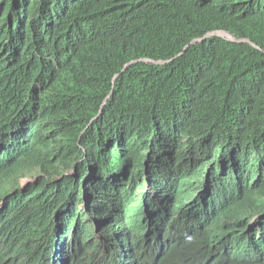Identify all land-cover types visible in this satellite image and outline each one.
I'll use <instances>...</instances> for the list:
<instances>
[{"label": "trees", "instance_id": "16d2710c", "mask_svg": "<svg viewBox=\"0 0 264 264\" xmlns=\"http://www.w3.org/2000/svg\"><path fill=\"white\" fill-rule=\"evenodd\" d=\"M214 31L238 42L211 37L170 64L137 62L112 81L130 62L169 61ZM83 131L86 154L68 158H84L86 177L96 159L102 172L121 173L131 158L133 181L158 159L185 163L190 143L199 148L192 182L208 164H218L208 182L232 163L239 167L235 209L221 221L227 231L215 232L218 248L177 235L169 252L150 257L168 244L148 247L140 233L153 231L149 215L156 210L145 207L134 217L130 204L124 210L120 202L110 221L125 229L132 264H247L252 240L264 231V0H0V195L19 189L31 168L40 167L36 142L43 134L41 158L50 156L58 168L67 156L58 158L53 140L74 147ZM45 166L53 189L59 170ZM64 183L60 197L43 180L10 196L0 211V264L17 261L18 249L32 238L34 264H51L61 242L52 223L73 224L74 205L65 197L82 184ZM248 227L251 237L241 240ZM249 264H264V256Z\"/></svg>", "mask_w": 264, "mask_h": 264}, {"label": "clouds", "instance_id": "9594fccd", "mask_svg": "<svg viewBox=\"0 0 264 264\" xmlns=\"http://www.w3.org/2000/svg\"><path fill=\"white\" fill-rule=\"evenodd\" d=\"M212 37H217V36H212ZM179 55H177L176 57H174L169 61L141 60L130 63L135 64L137 62H145L153 65H166L172 63L173 61H175L176 59L182 56ZM130 63L126 64L123 70L121 71V73L114 76L112 81H116V79L122 73H124V71L128 67L133 65L131 64L130 66H128ZM114 87L115 84H113V88ZM111 94L112 92L110 93V95ZM108 99L109 96L103 102L104 105L101 106V109L97 114V116L94 117L89 122L87 128H89V126L99 118L100 114L102 113V109L105 106ZM86 129H84V131ZM84 131L78 135V139L76 140L74 147L72 144L67 146L66 145L62 146L53 140V143L51 145H55L60 150V153H58L59 155L58 158H60L62 155L67 156L66 160L61 159V163L58 168L55 167L56 166L55 162L50 156H45V158H41L44 150L43 146L45 145L44 140L46 139L45 137L47 136V134H43L40 138V141L36 142L37 143L36 159L39 161L40 167L31 168V171L26 174L27 177L25 181L26 183H28V186L22 187L19 182V189H11L9 191L10 196H14L18 192H25L27 188L37 185L42 180L46 185L48 174L46 172L47 168L45 165H47L48 167L49 165H52L51 168L52 173H54L58 169L59 170L58 175L62 177V181H60L61 187H55L52 189L48 185H46L47 186L46 189L48 190L51 196L60 197L62 196V193L65 192V188L67 187V183H64L65 178H72L68 176H63L61 170L73 169L75 167V164L81 161L82 169H80L77 178H72V179H74L75 182L80 181L82 182V184L79 188L73 186L74 193L72 194L68 193L65 197V200L68 201L70 205H74L76 204L77 201H79L82 207H86L83 212L87 217V219L92 220L96 223L108 222L109 230L104 237H102L101 235H97L94 232L89 236L80 235V237L77 240H75L74 239V237H76L75 225L77 223L79 226H81V222H82L81 219L79 220L70 219V221H73V224L69 225L67 228L65 227V225L62 224V220L59 223L56 222L52 223V226L55 225L57 227V233H58L57 237L59 241H61L59 243H64L63 240H65V238L67 237H69L72 240H70V242L66 244L67 252L64 254H59L57 259L56 258L51 259L50 262L51 264H132V262H130L129 260L131 255L126 244V234L124 231L125 229L122 226L113 225V221L110 220H112V218H114V216L118 214V210H117L118 205L120 204V202H124L127 200L129 194L131 193V190L133 189V187H131L130 189L128 188V186H133L134 180L136 179V178L133 179V181L131 180V177L134 172L133 170L136 168V165L132 163L133 161L130 158L129 166H125L121 164L120 166L121 173L102 172L98 167V160L96 159V162L93 165V169H91L90 173L88 174L92 178L91 179L92 183H90L89 180L87 183H84L86 182V178L88 179V176L86 177L87 171H84L86 169H83L85 167L84 158H81L79 156L72 159L68 158V156L74 151H78L86 154L87 148L83 147L80 142L81 136L84 134ZM191 146L193 147L195 145H191ZM101 150L102 149L97 148L96 151L98 153L96 157L101 154L99 153L101 152ZM105 150L108 151V149H104V151ZM43 159H45V162L42 161ZM118 159L119 157L117 158L115 157V160ZM220 159H222V156ZM195 161H196L195 152H191V156L187 159V161L181 164L172 161L158 159L152 164H147L148 167H146V170L142 174V177H140V179L142 180V184L138 189L139 197H136L135 203L137 205L141 204L140 206H144V205L153 206V208L156 210L157 213L155 217L158 219V223L154 224L153 231L149 227L148 229L141 231L140 233L146 239H149V243L147 244L148 247L153 245L154 248L156 244H158L160 241L164 239L168 243L164 249L158 252H156L154 249L150 257L157 255L159 252L167 253L170 250L169 243L171 237L173 238V236L161 237L162 236L160 235L161 230L166 228L178 229L180 223L185 224V226L188 228L185 230L186 233L180 234L181 231H179L180 235H178V237L181 240L183 239L186 243L199 244L204 239L205 235L212 236L213 238H218V234H215V232H213L214 230L209 228V225L210 224L215 225L216 222H218L219 224L222 220L230 218L234 212L236 205V193L238 191V179L240 174L239 167L232 163L231 168L229 169L228 172H225L224 169L222 168L220 170L219 178L217 177L216 179L213 180L211 179L208 182L207 180L210 178V175L212 174L211 173L212 170H217V174H218V164H208L205 165L206 167L203 168L202 173L196 174V175H201V178L196 180L195 182H192L190 179V173H192L191 168L193 167ZM172 172H174L175 174L173 177V182H174L173 184L176 185L177 188L176 190H174L170 186H167L169 187V189L167 190L166 188V194H164L161 192L163 191L161 190L162 186L166 185V183L168 182L167 177ZM28 177L32 178L33 180L29 181L27 179ZM144 182H147L148 184L145 186ZM109 185H112L111 186L112 188L110 190L108 188ZM193 186H196L198 189V193L196 194V196L189 203L185 204L179 210V212H175L176 205L178 202H180L183 194H185ZM102 193L104 195H101ZM107 193L109 194L107 195ZM213 193H215L216 196L211 197L213 196ZM94 194L97 196L93 197ZM168 194L170 196H168ZM177 194H180L181 196L176 197ZM111 195H113L112 197H114V201L113 199H110ZM10 196L8 194L0 195V211L3 209L4 206L8 205L7 203H9V201H11ZM157 196H161V197L165 196L161 204H159L158 200H155V198H153ZM166 196L169 199H166ZM112 202H116V204H112ZM216 202H218L220 204V207L222 208L219 211H217L218 215L212 216L213 213H215L214 205ZM166 211H168V214H165ZM202 213L204 214L200 216ZM209 213H212L211 217H208ZM205 215H207L206 216L207 218H204ZM262 217H264V215L260 216V218ZM205 219L208 221V224L202 225V222ZM258 219L259 218H255L254 220H252L251 226L256 225V221ZM164 223L167 224L164 225ZM158 224H162V225H158ZM61 227H63V229H61ZM207 230H211L212 234L210 233V231ZM50 236L54 237V241H55L54 243H56L55 232L51 231ZM19 239L23 240L21 238ZM262 239L263 237L261 236V240ZM99 244H101V246ZM107 248L112 250L114 254L118 256V261H115V258L111 257ZM253 251L254 249H252L250 252ZM23 252H24V256L21 257V254ZM17 253L19 255V259L17 261L12 260L7 264H34L36 260L35 238L29 239L26 244H24L21 248L18 249ZM195 261L196 260H193L189 263ZM38 264H41V262H39Z\"/></svg>", "mask_w": 264, "mask_h": 264}, {"label": "bare ground", "instance_id": "6f19581e", "mask_svg": "<svg viewBox=\"0 0 264 264\" xmlns=\"http://www.w3.org/2000/svg\"><path fill=\"white\" fill-rule=\"evenodd\" d=\"M106 152H107V150H106ZM136 170V168L134 169V171ZM242 175H244V174H242ZM249 175V174H248ZM219 178V177H218ZM241 178H244V177H241ZM249 178V177H248ZM240 179V178H239ZM244 180V179H243ZM251 180H252V178H251ZM25 181V180H24ZM246 181V180H245ZM253 181V180H252ZM262 182V181H261ZM50 183L52 184V186L55 188V187H57L58 185H60L61 184V182H60V180H58V179H56V178H52L51 179V181H50ZM57 183V184H56ZM169 183H170V181H169ZM249 183H251V182H249ZM141 184H142V180L140 179V178H136L135 180H134V183H133V186H128V188H130L131 189V187H133V189L131 190V193L129 194V196H128V198H127V200L126 201H124V202H122L121 203V205H122V207L124 208V210L125 209H127L126 208V206L128 205V204H130L129 205V212H131V213H133V216L134 217H136V215H140V213H141V211H142V209L143 208H147L148 210H150V209H153V207L152 206H140L141 204H136L135 203V200H136V197H139V195H138V189H139V187L141 186ZM144 184H145V186L148 184L147 182H144ZM171 184H172V182H171ZM173 186H175L174 184H173ZM259 186V185H258ZM144 188V187H143ZM146 188V187H145ZM169 189V187H167V190ZM174 189H176V186H175V188ZM100 190H103V189H100ZM97 193H99V192H97ZM109 193H107V195H108ZM250 194H251V192H250ZM95 195V194H94ZM101 195H104L103 193L101 194ZM244 195V194H243ZM97 195H95V197H96ZM211 197H214V196H211ZM243 197V196H242ZM245 197H246V195H245ZM244 197V198H245ZM248 197V196H247ZM262 199V198H261ZM138 203H141V202H138ZM225 204V203H224ZM148 205V204H147ZM149 205H151V204H149ZM155 206V205H154ZM81 207H82V205H81V203L79 202V201H77L76 202V204H74V216H75V218H82L81 220H82V222H81V226L82 227H87V226H89V225H97V228H96V230H95V233L97 234V232H98V229H103L104 228V232L101 234V236L102 237H104L106 234H107V232H108V230H109V223L108 222H100V223H96V222H94V221H92V220H89V219H87V217L85 216L84 217V212L81 210ZM222 207H220V206H216V205H214V209H215V212H217V211H219L220 209H221ZM164 209V208H163ZM139 211H140V213H139ZM165 214H168V211H166L165 212ZM211 215H212V213H209L208 214V217H211ZM123 216H125V217H128L129 215H128V213H126V212H124V214H123ZM149 217H150V220L154 223V224H156V223H158V219L156 218V217H154V216H150L149 215ZM167 223H164V225H166ZM158 225H162V224H158ZM186 226H185V224H182V223H180L179 224V226H178V229H171V228H166V229H163V230H161V234L160 235H162L161 237H170V236H177V235H180V234H182V233H186L185 232V230L186 229H188L187 227L185 228ZM78 228V227H77ZM76 228V229H77ZM76 229H75V233H76V237H80V235H81V233L80 232H77L76 231ZM182 229V230H181ZM179 231H181L180 232V234H179ZM76 237H74V239L75 240H77V238ZM70 240H72V239H70L69 237H67V238H65V240H63V242L64 243H57L56 244V249L54 250V252H53V254L50 256V260L51 259H57L58 258V256H59V254H64V253H66L67 252V247H66V244H68L69 242H70ZM182 241L183 242H185L183 239H182ZM199 244H206V245H208L209 247H211V248H218V238H213L212 236H204V239L199 243ZM258 244H260V240H259V242H258ZM107 250L109 251V253H110V255H111V257H113V258H115V261H118V256L117 255H115L114 254V252L112 251V250H110V249H108L107 248ZM66 262V261H65Z\"/></svg>", "mask_w": 264, "mask_h": 264}, {"label": "water", "instance_id": "95a60500", "mask_svg": "<svg viewBox=\"0 0 264 264\" xmlns=\"http://www.w3.org/2000/svg\"><path fill=\"white\" fill-rule=\"evenodd\" d=\"M219 35H225L226 37H228V39H230L231 41H234V42H238L237 40H235L234 38H232L231 36H230V34H228V33H224V32H213V33H209V34H207L204 38H202V39H198V40H195V41H193V42H191L188 46H186L185 47V49H184V51L182 52V54H180L179 56H181V55H183L184 53H185V50H187L188 49V47L191 45V44H193V43H197V42H202V41H204V39H207V38H210V37H212V36H219ZM178 56V57H179ZM131 64H133V63H130L128 66H130ZM102 105H104V103L102 104ZM99 116V115H98ZM91 166H92V164H91ZM146 167H148V166H146ZM174 172H172V173H170V175L167 177V183H166V185H163L162 186V189L161 190H163V191H161L162 193H164V194H166V188H167V186H170L172 189H174L175 188V186H173V177H174ZM87 176H88V179H86V182H84V183H87L88 182V180H89V182L90 183H92V178L90 177V175H88L87 174ZM262 180H264V179H262ZM169 181H170V183H169ZM171 182H172V184H171ZM161 183H162V181H161ZM160 183V184H161ZM112 185H109V190L112 188L111 187ZM74 188V187H73ZM176 188H177V186H176ZM174 190H176V189H174ZM141 193V192H140ZM161 193V194H162ZM171 193H173V192H171ZM113 194V193H112ZM142 194V193H141ZM9 196H10V193L8 194ZM114 195V194H113ZM113 195H111L110 196V199H113V201H114V197H112ZM145 196V195H144ZM168 196H170L169 194H168ZM180 197L181 195L180 194H177V196L176 197ZM213 196H216V194L215 193H213ZM153 198H155V200H158V202H159V204H161V202L163 201V198H165V196H163V197H161V196H157V197H153ZM166 199H169L167 196H166ZM112 204H116V202H112ZM215 205L218 207V206H220V204L218 203V202H216L215 203ZM176 212V211H175ZM204 213H202L200 216H202ZM206 214V213H205ZM216 215H218V212H215V213H213V215L212 216H216ZM179 216H181V215H179ZM207 215H205V217L204 218H207L206 217ZM218 218V217H217ZM227 221H223V222H221V223H219L218 224V222H216L215 223V225L213 224H210L209 225V228H211L212 230H214L213 232H216V233H218V232H222V233H224L225 231H227ZM163 224V223H162ZM205 224H208V221L205 219L203 222H202V225H205ZM250 229V227H248L247 228V231H246V235L245 236H241V240H243L244 238H245V240L247 239V238H250L251 237V233L248 231ZM207 231H210V233L212 234V231L211 230H207ZM258 235H260V236H262L263 237V239L261 240V238H258V237H255L252 241H254V240H257L256 241V247H255V249H254V251L253 252H248V254H249V256H248V261H247V264H249V263H253V262H256L257 260H260L261 258H262V256H264V231H261L260 233H258ZM206 236V235H205ZM259 240H260V244H258V242H259Z\"/></svg>", "mask_w": 264, "mask_h": 264}, {"label": "rangeland", "instance_id": "374dc122", "mask_svg": "<svg viewBox=\"0 0 264 264\" xmlns=\"http://www.w3.org/2000/svg\"><path fill=\"white\" fill-rule=\"evenodd\" d=\"M14 7H16V5H14ZM188 147L191 149L190 152H197L199 150V148L195 147V146H191V143L188 144ZM195 147V148H194ZM57 149H55L56 151ZM80 169H82V166H81V161L76 163L75 164V167L73 169H62V174L63 176H68V177H72V178H77L78 176V173L80 171ZM56 179L62 181V177H60V175H55L54 176ZM29 181H32L33 179L28 177L27 178ZM20 184L22 187H26L28 186V183H26V181H20ZM198 193V189L196 186H193L191 189H189L185 194H183V196L181 197V200L180 202L177 203L176 205V209L175 211L176 212H179V210L187 203H189L195 196L196 194ZM93 197H95V195H93ZM86 207H81V210L84 211ZM84 217H85V214H83ZM74 218V217H73ZM76 220H79V219H82V218H75ZM76 231L77 232H80L81 235H91L95 232L96 228H97V225H89L87 227H82V226H79L77 223H76ZM61 229H63V227H61ZM104 232V228L103 229H98V232H97V235H101L102 233ZM78 239V237H76ZM96 245V243H95ZM101 246V244H99ZM99 248V247H98Z\"/></svg>", "mask_w": 264, "mask_h": 264}]
</instances>
